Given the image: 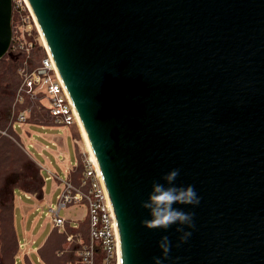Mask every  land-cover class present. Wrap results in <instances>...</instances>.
Segmentation results:
<instances>
[{"label": "water", "instance_id": "water-1", "mask_svg": "<svg viewBox=\"0 0 264 264\" xmlns=\"http://www.w3.org/2000/svg\"><path fill=\"white\" fill-rule=\"evenodd\" d=\"M27 1L101 171L120 264H264V0ZM12 39L0 0V60ZM176 169L201 201L173 205L194 213L186 243L179 225L142 224Z\"/></svg>", "mask_w": 264, "mask_h": 264}, {"label": "built area", "instance_id": "built-area-1", "mask_svg": "<svg viewBox=\"0 0 264 264\" xmlns=\"http://www.w3.org/2000/svg\"><path fill=\"white\" fill-rule=\"evenodd\" d=\"M14 11L20 17L21 27H18L20 32L16 31L17 36L14 37L15 39L12 42V49L26 57L24 65L19 69L22 84L18 91L15 105L23 104L22 92H25L31 100L38 93H42L46 99L53 126L62 129H70L75 124L78 126L75 106L51 54L47 51V56L33 70L28 67L27 59L34 49V44L31 41H27L25 35L27 31L22 29V27H24L25 23L30 24L31 18L36 26L37 22L27 0H12V13ZM25 11L28 12V15L23 14ZM30 113V109H24L16 114L11 122L14 131L17 127L23 128L28 125ZM26 133L30 136L28 132ZM31 147H33L32 142L26 144L28 153ZM84 158L86 162L85 171L79 187L75 186L71 180L59 179L48 166L41 167L49 175L47 180L51 178L59 180L63 188V192L58 196L57 204L49 206L48 218L52 221L54 229L66 231V227L67 225L70 226L71 221L61 218V212L67 209L70 204L85 202L88 210L89 238L85 240L81 233L68 234L66 237L78 258L76 264H120L118 230L102 174L98 172L88 153H84ZM69 172L70 168L66 169V173L68 174ZM38 209L39 206L36 207V210ZM32 244H34V239L28 236H25L23 241H18V251L21 249L25 250L24 253H20V256L28 264H31V262L28 259L29 252L27 248ZM75 247L76 249H74ZM14 264H16L15 259Z\"/></svg>", "mask_w": 264, "mask_h": 264}, {"label": "rangeland", "instance_id": "rangeland-1", "mask_svg": "<svg viewBox=\"0 0 264 264\" xmlns=\"http://www.w3.org/2000/svg\"><path fill=\"white\" fill-rule=\"evenodd\" d=\"M23 14L28 15V12L25 11ZM15 16H17L15 22L12 23V42L15 39L14 37L17 36L16 31H19L18 27H21L20 17L14 11L12 13V21ZM29 23L30 24L25 23L24 27H22V29L27 31V34H25L27 41H31L28 35H31L34 39L38 36L43 45L42 55L44 54L46 57L47 50L44 46V40L32 18ZM31 55L32 53L28 59L31 58ZM37 64L38 62L35 63L34 67L31 69L33 70L37 67ZM41 94L42 93H38L32 101L39 100L41 103H46L45 97ZM22 95H26L25 92H22ZM27 124L28 125H25L23 128L17 127L15 133L7 131V128L1 133L16 143L20 153L22 152L30 157L32 156L42 167L48 166L59 179L71 180L75 186L79 187L82 177L74 172L78 164V156L76 143L71 137V134L75 135L76 141L79 142L81 146V151L83 150L84 153H87L79 126L66 130L60 127L46 125H42L45 127L42 128L40 125H34L32 119H29ZM26 132L31 134V136H28ZM30 138H32L35 147L29 148L28 153L26 144L32 142ZM40 146H48L49 149L40 151ZM68 168H70V172L67 174L66 169ZM42 175L46 181L43 201H37L35 198L26 195L20 190L15 191L14 229L17 241H23L25 236L34 239V244L27 248L29 252L28 259L31 264H50L43 259L41 252H39L40 248L46 245L50 240V244H48L45 249V252L49 254L48 259L51 260L50 262L59 260L60 264H76L78 258L76 254H74L73 247L70 246L66 237L68 234L81 233L85 240L89 238L87 205L85 202L73 203L68 205V208L61 212L60 217L67 221H71L70 227L75 228V232H72L69 227H66V231L54 229L52 221L48 218V209L51 204H57L58 196L63 192V188L59 180L54 178L47 180L49 175L45 169H42ZM37 206H39L38 210H36ZM56 242H62V245L58 247ZM24 252L25 250L23 249L17 250L14 257L16 264H28L23 257L20 256V253Z\"/></svg>", "mask_w": 264, "mask_h": 264}, {"label": "trees", "instance_id": "trees-1", "mask_svg": "<svg viewBox=\"0 0 264 264\" xmlns=\"http://www.w3.org/2000/svg\"><path fill=\"white\" fill-rule=\"evenodd\" d=\"M14 22L15 18L12 23ZM28 38L34 44L31 58L27 59L28 67L32 68L37 62L39 65L45 55H42L43 45L38 36L34 39L28 35ZM25 59L26 57L22 53L13 51L11 43L9 52L0 60V264H14V257L18 250L14 229L15 191L20 190L34 196L37 201L44 200L45 192L46 181L42 175V168L29 155L20 153L16 143L1 133L6 128L7 131L15 133L11 122L16 114L24 109L31 110L28 120L32 119L34 125L53 126L46 103H41L39 100L32 101L28 95H24L23 104L15 105L22 84L19 69L24 65ZM73 127L78 126L75 124L70 128ZM71 137L76 143L78 156V164L74 172L82 177L86 165L84 151H81V146L76 141L75 135L71 134ZM67 227L72 232L76 230L69 225ZM50 242L51 240L40 248L39 252L47 263L57 264L59 260L50 262L49 254L45 252L46 246ZM56 243L58 247L62 245V242Z\"/></svg>", "mask_w": 264, "mask_h": 264}, {"label": "clouds", "instance_id": "clouds-1", "mask_svg": "<svg viewBox=\"0 0 264 264\" xmlns=\"http://www.w3.org/2000/svg\"><path fill=\"white\" fill-rule=\"evenodd\" d=\"M179 175V169L172 170L162 177L165 184L153 182L152 192L149 194L148 199L141 204V207L149 212L151 218L145 219L142 224L149 230H167L173 225H179L176 231L182 233L180 242L186 243L191 236V232L184 229L185 227L195 228L194 213H186L174 208L173 205L196 207L199 206L201 201L193 186H174V182ZM158 246L162 250L163 259H167L171 249L169 238L164 236ZM154 264H162V259L154 258Z\"/></svg>", "mask_w": 264, "mask_h": 264}, {"label": "bare ground", "instance_id": "bare-ground-1", "mask_svg": "<svg viewBox=\"0 0 264 264\" xmlns=\"http://www.w3.org/2000/svg\"><path fill=\"white\" fill-rule=\"evenodd\" d=\"M27 3H28V1H27ZM28 4H29V3H28ZM36 22H37V21H36ZM37 27H38L39 33L41 34V36H42V38H43V35H42V32H41V30H40V28H39L38 23H37ZM43 40H44V38H43ZM44 46L46 47V50L50 53L49 48H48V46H47L45 40H44ZM75 115H76L77 123H78V126H79V128H80V131H81V134H82L83 140H84L85 149H86V151H87V153H88V155H89V157H90V160H91V161L93 162V164L97 167L98 172L101 174V171H100L99 166H98V163H97V161H96V158H95L94 152H93V150H92V148H91V145H90L89 140H88V138H87V135H86V133H85V131H84V128H83V126H82V123H81V121H80V119H79V116H78V114H77L76 109H75Z\"/></svg>", "mask_w": 264, "mask_h": 264}, {"label": "crops", "instance_id": "crops-1", "mask_svg": "<svg viewBox=\"0 0 264 264\" xmlns=\"http://www.w3.org/2000/svg\"><path fill=\"white\" fill-rule=\"evenodd\" d=\"M42 127V126H41ZM42 128H45V127H42ZM64 130H66V129H64ZM30 136H31V134H30ZM31 139V141H32V138H30ZM32 144H33V141H32ZM33 147H35V145H33ZM48 150L49 148H48V146H40V151H42V150ZM32 157V156H31ZM33 158V157H32ZM34 159V158H33ZM35 160V159H34ZM36 161V160H35ZM39 166L40 167H42L40 164H39ZM29 196V195H28ZM31 197H33L34 198V196H31Z\"/></svg>", "mask_w": 264, "mask_h": 264}]
</instances>
